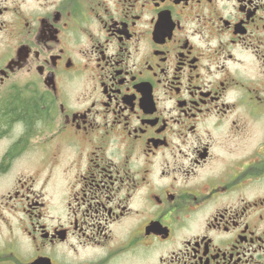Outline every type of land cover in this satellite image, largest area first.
I'll list each match as a JSON object with an SVG mask.
<instances>
[{
    "label": "flooded vegetation",
    "instance_id": "1",
    "mask_svg": "<svg viewBox=\"0 0 264 264\" xmlns=\"http://www.w3.org/2000/svg\"><path fill=\"white\" fill-rule=\"evenodd\" d=\"M0 264H264V0H0Z\"/></svg>",
    "mask_w": 264,
    "mask_h": 264
},
{
    "label": "trees",
    "instance_id": "2",
    "mask_svg": "<svg viewBox=\"0 0 264 264\" xmlns=\"http://www.w3.org/2000/svg\"><path fill=\"white\" fill-rule=\"evenodd\" d=\"M7 111L12 113L13 118L23 120L28 127L31 126L35 118H38L41 115V112L38 108V104L31 102H24L20 107H17L16 104L9 105ZM4 110V113L7 112ZM2 118V117H1ZM10 121V117H7Z\"/></svg>",
    "mask_w": 264,
    "mask_h": 264
}]
</instances>
